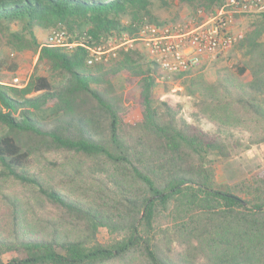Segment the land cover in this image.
<instances>
[{
    "label": "trees",
    "instance_id": "trees-1",
    "mask_svg": "<svg viewBox=\"0 0 264 264\" xmlns=\"http://www.w3.org/2000/svg\"><path fill=\"white\" fill-rule=\"evenodd\" d=\"M172 1L0 0V41L15 54L37 51V62L61 79L53 84L34 73L23 87L0 80V178L31 187L62 220L45 229L29 227L18 201L6 197L11 221L9 235L0 234V264H128L134 256L144 264H264V167L231 185L215 177L217 165L239 154L230 119L209 132L197 123L199 114L186 117L180 105L155 99L157 65L137 48L120 53L113 65L88 67L85 49L66 52L36 35L63 28L75 38L85 31L99 40L113 31L132 32L145 17L160 22L153 3ZM177 1L205 12L218 2ZM254 16L258 20L239 43L247 60L238 74L249 71L251 80L230 86L192 82L184 93L200 97L197 106L205 109L220 105L222 87L234 116L264 123V14ZM119 74L134 82V99L116 91ZM47 153L70 157L62 182L85 172L103 174L118 191L116 207L77 200L30 173L31 159ZM160 213L171 222L162 230L154 225ZM100 228L115 238L100 242ZM195 235L221 250L202 260ZM8 253L17 256L4 261Z\"/></svg>",
    "mask_w": 264,
    "mask_h": 264
},
{
    "label": "rangeland",
    "instance_id": "rangeland-1",
    "mask_svg": "<svg viewBox=\"0 0 264 264\" xmlns=\"http://www.w3.org/2000/svg\"><path fill=\"white\" fill-rule=\"evenodd\" d=\"M222 2L223 0H218L212 10L206 12L201 9L194 10L181 5L177 0L169 3L168 6L155 2L151 7V11L152 15L160 21L159 23H184L194 16L200 20L202 14L204 16L215 14L222 5ZM144 19L152 22L146 17L142 20ZM257 20L258 17L254 15L234 14L231 17L230 31L234 34L242 33L244 37L248 27ZM122 23L129 26L128 19H123ZM11 29H16V26L12 25ZM86 29V27H83L80 31ZM50 30H37V38L40 41H44ZM113 33L118 34L117 31H113ZM107 36L102 38L106 40ZM242 39L228 52L205 62L203 66L201 65L195 69L193 73L187 76L173 77L164 83L154 82L153 87V97L155 99L163 100L167 98L172 104L180 105L181 112L186 117L191 113L199 114L197 123L206 131L214 132L217 130L219 124L226 122V119H230L229 130L241 146L239 147V154L237 156H232L215 167V177L218 184H235L245 179L252 172L264 167V123H257L253 119L245 120L240 115L234 116L225 102L226 99L224 98L222 87H219L218 94L220 105L209 104L210 107L207 106L205 109L200 105L197 106L200 97L196 96L192 98L187 96L184 93V87H188L192 82L207 86L220 81L230 86L231 84L250 81L251 74L249 71H246L241 76L238 74V68L243 67L247 60L244 57V51L239 46ZM262 39L264 40V35ZM136 48L141 51L145 61H151L143 48ZM11 52L13 51L0 41V80L5 83L13 85V78L15 76H19L23 81H27L34 73L47 77L53 84L61 81L60 78H56L50 72L48 64L37 62V51L16 53V57L14 58L9 56ZM113 82L118 93L123 92L130 99H134L137 95V92L132 90L134 82L131 79L126 81L123 74L117 75L113 79ZM203 109L205 110V114H202ZM251 141L256 144L251 145ZM246 146L249 147L247 150L244 149ZM70 160V157L64 153H47L43 157L32 158L28 171L36 174L42 180L55 186L60 192L72 198L81 201L94 199V201L103 204L105 208L114 209L118 203L119 194L114 185L103 174L85 172L73 180V182H62V171L69 165ZM6 197L18 201L19 210L23 212L25 223L29 227L45 229L51 224H62L61 212L53 205L39 200L36 192L31 187L22 185L14 180L0 178V234L2 236L9 235L11 221V207ZM170 224L171 222L167 214L162 213L157 215L154 222L155 228L161 230L166 229ZM204 225L205 220H202V227ZM196 237L197 235L192 237V243L202 247V260L204 255L213 256L221 250L213 243L207 241L203 236L202 242H198ZM97 238L100 242L106 243L115 237L107 229L100 228ZM174 246L172 244V247ZM16 256L14 253H8L3 256V260L8 261ZM134 263L144 264L142 257L139 256L128 259V264Z\"/></svg>",
    "mask_w": 264,
    "mask_h": 264
},
{
    "label": "built area",
    "instance_id": "built-area-1",
    "mask_svg": "<svg viewBox=\"0 0 264 264\" xmlns=\"http://www.w3.org/2000/svg\"><path fill=\"white\" fill-rule=\"evenodd\" d=\"M234 14H264V0H223L215 14H202L200 20L194 16L184 23H152L144 19L133 24L132 32H112L106 40H94L85 31L75 38L63 28H54L43 42L66 52L78 47L85 49L88 67L109 65L120 53L136 47L143 48L149 59L157 65L155 82L164 83L173 77L193 73L205 62L228 52L242 39V33L230 31ZM9 56L14 58L16 54L11 52ZM27 81L15 76L13 85L23 87Z\"/></svg>",
    "mask_w": 264,
    "mask_h": 264
}]
</instances>
